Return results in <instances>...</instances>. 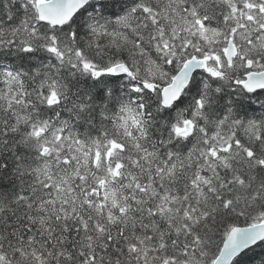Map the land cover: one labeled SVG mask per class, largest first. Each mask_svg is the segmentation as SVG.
I'll return each instance as SVG.
<instances>
[{"label": "snow or ice", "instance_id": "6c2138e0", "mask_svg": "<svg viewBox=\"0 0 264 264\" xmlns=\"http://www.w3.org/2000/svg\"><path fill=\"white\" fill-rule=\"evenodd\" d=\"M0 264H264V0H0Z\"/></svg>", "mask_w": 264, "mask_h": 264}]
</instances>
